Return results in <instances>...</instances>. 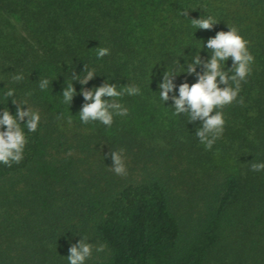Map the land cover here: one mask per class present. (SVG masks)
I'll return each mask as SVG.
<instances>
[{
	"label": "trees",
	"instance_id": "16d2710c",
	"mask_svg": "<svg viewBox=\"0 0 264 264\" xmlns=\"http://www.w3.org/2000/svg\"><path fill=\"white\" fill-rule=\"evenodd\" d=\"M207 16L220 23L192 26ZM229 26L255 60L237 98L244 104L221 110L224 132L208 150L195 136L202 121L174 115L159 84L166 71L178 74L177 96L196 83L178 61L198 52L210 60L204 44ZM98 47L109 54L98 58ZM85 65L94 79L72 81ZM106 82L141 94L119 98L128 115L110 127L83 123L80 92ZM10 89L41 121L36 132L22 124L23 160L0 163V264H69V248L85 237L107 245L85 264H264V171L251 170L264 163V0H0V116L16 115ZM120 149L126 176L110 168Z\"/></svg>",
	"mask_w": 264,
	"mask_h": 264
},
{
	"label": "clouds",
	"instance_id": "9594fccd",
	"mask_svg": "<svg viewBox=\"0 0 264 264\" xmlns=\"http://www.w3.org/2000/svg\"><path fill=\"white\" fill-rule=\"evenodd\" d=\"M181 15L188 16V10L181 12ZM193 27L199 30H212L218 22L215 17L207 16L200 19H191ZM229 31L217 32L214 38L208 39L206 45L211 52L210 60H203L200 52L192 57L191 62L182 66L178 61V66L183 68L184 73L195 75L197 82L189 85L183 83L179 86L178 96L175 94L177 86L173 83L178 76L175 71H166L163 76V82L159 84V96L165 104L173 101L174 115L186 114L189 117V123L202 121V127L196 130V137L211 150L216 140L221 138L225 128V118L221 111L225 106L238 102L243 105V98L239 97L241 83L246 82L251 74V65L254 63V56L249 51V41L245 40L236 27H230ZM97 56L103 58L109 54V49L98 47ZM232 59L233 66L225 70L227 61ZM197 67L204 69L202 73L197 72ZM96 76L95 69L88 70L85 65L84 75L81 77L72 72V81H78L81 85H87ZM13 81H23L24 76L17 74L12 77ZM39 88L45 90L49 86L48 79H42L38 82ZM224 85V87H221ZM170 93L172 95L170 96ZM124 94L140 95L141 90L136 85L123 87V91L118 90V86L106 82L103 86L89 90L82 89L80 95L83 96L86 103L79 113L80 120L87 124L90 121H99L105 126H111L114 122V116L128 115V109L119 102V98ZM77 95L73 83L67 84L63 90V101L72 105L74 96ZM7 98H13V104L17 105L16 115H12L7 109L0 116V163L11 167L13 163L19 164L23 160L24 149L28 144V139L22 128V124L27 118L26 125H23L29 132H36L41 121L38 112L33 111L27 106V102H18L14 99L15 90L10 89L5 93ZM110 99H105V98ZM68 123H72L71 117ZM6 127V130H4ZM113 166L110 167L115 174L120 176L127 175V169L124 162V150L111 152ZM251 170L254 172L264 171V163H251ZM107 249L106 244L93 245L87 238H83L78 244H73L69 248L67 260L69 264H85V261L91 258L93 250L104 252Z\"/></svg>",
	"mask_w": 264,
	"mask_h": 264
}]
</instances>
